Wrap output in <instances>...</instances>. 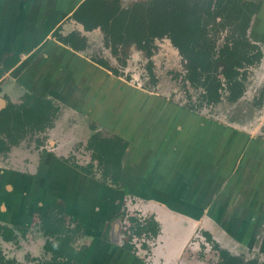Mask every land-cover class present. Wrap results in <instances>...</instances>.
Wrapping results in <instances>:
<instances>
[{"label": "crops", "instance_id": "1", "mask_svg": "<svg viewBox=\"0 0 264 264\" xmlns=\"http://www.w3.org/2000/svg\"><path fill=\"white\" fill-rule=\"evenodd\" d=\"M84 1L0 0V60L3 56L18 57L16 64L0 79V88L14 102L26 93L44 97L57 111L49 133L52 152H45L39 164L45 163L43 157H47L51 162L45 167L49 170L60 163L78 170L67 161L65 148L61 150L58 143L61 140L68 143L69 139L84 142L92 136L91 127L98 125L101 111L110 109L108 125L113 134L109 137H120L128 142L123 157V183L129 181L128 175H131V179L142 187L168 184L180 188L181 192L190 195V199H196L197 209L202 210L201 219L195 222L202 224L206 215H227L230 218L228 231L237 232L235 238L243 250H264V159L258 156L262 153L259 149L264 148L242 149L217 139L219 132L207 128L202 118L196 120L194 111L179 110L177 104L165 97L134 98L130 93L127 96L123 88L129 81L125 82L123 76L117 75V69L105 58L90 57L87 54L89 47L76 50L56 40L54 32L62 26L65 33L78 30L87 37L89 44L101 42L102 45L100 28L85 30L73 17ZM262 2L256 19L264 23V0ZM255 40L259 41V38L255 37ZM189 117L193 121L186 120ZM128 129L131 134L125 133ZM104 133L101 134L108 137ZM135 147L138 149L134 152ZM129 151L135 153L136 164L127 160ZM250 152L256 161L246 155ZM254 167L262 174L252 170ZM24 174L23 185L29 184L30 177H36ZM4 175V168L0 167V190L3 192L0 193V213L11 208V201L14 204L11 194L9 200L7 198V192L13 190L11 177ZM24 191L22 193L26 194ZM169 191L172 193V188ZM21 205L20 202L13 207L20 211L16 214L17 220L10 217L5 221L0 219V223L18 225L21 213L24 214ZM203 227L221 244L212 229ZM228 237L235 239L231 234ZM228 247L224 248L230 250Z\"/></svg>", "mask_w": 264, "mask_h": 264}, {"label": "rangeland", "instance_id": "2", "mask_svg": "<svg viewBox=\"0 0 264 264\" xmlns=\"http://www.w3.org/2000/svg\"><path fill=\"white\" fill-rule=\"evenodd\" d=\"M122 1L126 7L138 1L146 2V0ZM253 27V35L259 38L264 48V23L256 19ZM227 35L228 31L221 32L219 44L224 42ZM102 39V45L101 42H96V45L88 44L87 54L92 58H105L123 73L125 82L129 81L123 88L127 96L129 93L134 98L146 95L162 96L177 104L179 110L190 104L197 105L198 111L193 112L197 116L194 118L196 120L202 118L207 128H215L219 132L217 139L242 149L252 148L251 150L255 151L257 148H264V102L260 100V93L264 87V56L249 67V79L243 96L233 101L225 92L219 102L208 104L201 101L202 90L186 82L183 58L171 45H167L165 40L157 41L159 47L153 55L152 71L149 68V59L143 51L134 48L135 46L131 49L124 47L115 54L112 48L106 45L104 32ZM3 96L6 94L0 88V97ZM109 111L110 109L101 111L97 120L98 125L94 124L91 127L93 134L105 132L108 137L113 134L111 125H108ZM188 119L193 121L191 117L186 120ZM99 128L101 131H98ZM125 133L131 134V130L128 129ZM45 136L48 137L46 133L29 132L16 145L13 153H4L3 157L0 156V167L4 168V176L11 177L13 185V190L7 192L9 194L7 198L9 200L11 194L12 200L14 199V204L13 201L10 202L11 208L5 213H0L3 215L0 219L5 221L6 218L12 217L17 220L16 214L20 211H15L13 207L21 202L20 209H23L24 214L21 213L18 224L32 229L29 230L27 237H21L18 245L13 244L12 248L5 246L8 257L18 260L19 264H34L33 260L49 257L45 250H42L45 239H38L40 235L35 231H38L41 219L47 214L48 209L57 203L65 205L64 217L68 227L74 228L81 223L84 229L80 230L75 240L76 246L87 247L81 264H160L158 260H170L172 264H175L176 260L179 264H216L219 260L218 251L204 232L203 226L212 229L222 246H229L232 253L247 259L262 258L264 253L262 248L246 251L242 249V244L235 238L237 232L228 231L227 223H230V218L227 215L223 217L206 215L201 221L202 224L195 222L201 219L202 210L197 209L196 199H190V195L181 192L180 188L176 189L168 184H158L153 188H147V185L142 187L131 179V175H128L129 181L122 183L121 186L110 185L103 182L100 177L86 175L62 163L61 165L54 163L56 165L50 166L53 167L51 170L47 169L45 166L51 162L47 157H43L45 163L38 162L41 161V154L43 156L45 151L49 153L52 150L50 141L45 140ZM90 138L84 142L69 139L68 143H65L61 140L58 145L61 150L65 148L70 159L87 161L93 155L88 149ZM41 139H44L45 145L43 144L42 151H38L35 148L41 145ZM133 149L135 152L138 148ZM259 150L262 153L258 156L264 159V150L261 148ZM133 151L128 152L127 160L136 164L138 160ZM29 152L40 155L34 173L22 171L15 166L26 160L31 155ZM246 155L251 160L254 157L253 152ZM252 170L259 175L262 174L259 173V168L254 167ZM52 171H56L57 174L54 175ZM24 173L36 177L34 179L30 177L28 181L27 178L24 179L29 184L23 185L21 179L24 178ZM98 173L97 176H100V170ZM25 185L26 194H23L22 187ZM170 188L172 193L169 191ZM0 193L3 192L0 190ZM209 197L210 194L207 195V199ZM133 216L141 221L159 216L162 224L160 235L150 239L145 234L141 236L145 238L131 236ZM230 234L235 239L229 240ZM131 241L137 246L135 250L125 246ZM31 251H34V254Z\"/></svg>", "mask_w": 264, "mask_h": 264}, {"label": "flooded vegetation", "instance_id": "3", "mask_svg": "<svg viewBox=\"0 0 264 264\" xmlns=\"http://www.w3.org/2000/svg\"><path fill=\"white\" fill-rule=\"evenodd\" d=\"M118 2L122 10H133L134 11V14H135L134 23L139 24L140 18H142V22L144 21L141 15L147 16L146 17L147 20H145V22L146 24L149 23V27H150L151 20L154 17L152 15L151 10H154L155 8L156 0H146V2H143V3L138 1L130 7H126L122 3L123 2L122 0H118ZM218 2L219 0H180L176 4H178L177 6L182 11V13H185L188 15L191 22L198 20L201 22V24L205 25V31L210 40L207 38L208 42H204L205 39H203L201 43H209L210 45L214 46L213 48H214L215 56H219L223 52V49L225 48L233 49L235 48V46L240 44V47L244 46V49H242L241 51L247 53L248 55L247 54L246 55L249 58L253 59L252 61H244L242 66L235 67L239 71V74H237L236 77L243 81L242 92L236 97H233L235 94L234 88L233 89L230 88L227 83V78L224 73L226 71V66L223 63H221L220 60H217L216 61L217 68H218L217 75H218V78L222 81V87H219L218 89L219 98L217 100L210 101L208 99V97H210V95L208 94V89H207L208 85L206 86L205 84H203V82L206 79V75L205 74L194 75V71H193L194 68L192 67L194 60H192L189 56L181 52L179 46H177L174 43L172 37L168 33H165L162 36H158V35H149V32H148L147 33L148 34L147 44L149 48L144 49L141 46H139L138 43L136 42L113 43L111 36L107 35L106 32L101 27L98 26L95 28H100L101 31L104 32L105 41H106L105 43L107 46L112 48V51L115 54H118V52L121 51V49L124 47L131 49L132 47L135 46L134 48H137L141 52L143 51L149 59V68L152 71H153V65H154L153 55L159 47V43L157 41L165 40L167 42V45H171L173 49L176 51V53H178L183 58L185 71H186L185 73L186 82L202 90L201 91L202 103L211 104V103L219 102L222 99L223 94L225 92L226 94H228L229 99L234 101L240 98L241 96H243L244 93L246 92L247 81L249 79L248 77L249 67L259 62L264 56V48L262 45L263 43L259 42L258 40H255L254 39L255 36L253 35V28H254L253 26L256 21V15L259 14L262 8L263 2L262 0H241V4L243 3L241 6H244V8L246 7V9L248 7L247 5L246 6L244 5L246 3L252 2L259 6L257 11H254L248 16L247 18L248 26L247 28H245L244 32L239 27V25H241V23H243L242 21L244 20H242L241 18L240 19L234 18V15H231L227 9L220 8V6L218 5ZM167 3H171V0L170 2L168 0ZM143 8H148V12L142 10L143 12L142 13L141 9ZM172 8L173 7H171L170 9ZM246 11L248 15L249 10L247 9ZM80 23L84 26L82 22ZM85 30H90V29L85 28ZM222 31H228V35L225 37L224 42L222 44H219V37ZM54 36L56 40L62 42L63 44L67 46L68 45L71 46L73 49L79 50L81 48L83 50L84 49L86 50L88 48L89 40L87 39L85 35H83L78 30H75L70 33H65L62 26H60L59 28L55 30ZM61 38H67L68 42L63 41ZM245 41H247L248 44ZM143 42H144L143 44H145V41ZM14 58L15 57L12 55H10V57H5V56L2 57V59L0 60V73H1L0 79L5 75L7 71V66L11 63V61H13ZM197 71L202 72L203 71L202 67L198 65ZM116 74L123 76V73H121L120 70H117ZM27 95H36V94L26 93L17 102H14L8 94H6V96L0 97V122H1V116L3 112L6 109L10 108L12 105H14L15 107H22V106L28 105ZM38 97L50 105L48 106L47 121L46 122L44 121L43 124H36L35 122L28 123L26 119H24L26 122H24L22 129L19 132H17V135L15 133L16 138L14 137L11 138L7 136V133L5 131L0 132V156L1 157L4 156L3 155L4 153H11V152L13 153L14 150L16 149V145H18L20 141L25 136H27V134H29V132L30 133L31 132L46 133L48 137L46 138L45 136V140L47 139L48 141H50L49 133L51 129L53 128V124L57 116V111L51 101L41 96H38ZM260 100L262 103L264 102V87L262 88L261 93H260ZM192 105L193 104H190L189 106H186V108L194 112L198 111L197 105L195 106H192ZM97 134H100L101 136H103L101 133H95L91 136L89 143H88V149L93 152V155L91 156L90 160H87V161L74 160V159L72 160L68 156L66 159L76 169L80 170L86 175L100 177L103 182L108 183L110 185L121 186L123 183L122 182L123 181V161H122L121 179L115 180L111 175L104 174V171H105L104 167L102 166L101 162L97 158H95L94 149L91 147V140ZM40 141H41L40 142L41 145L35 148L38 151L40 150L42 151L45 145L44 139H41ZM29 153L31 155H29L26 160H24L20 164L18 163L15 164V166L22 171L34 173L35 168H36V162L39 160L40 155H38L37 153H32V152H29ZM41 157H42V154H41ZM99 170H100V176H97V174H99L98 173ZM57 205H60L63 208L62 217L65 221V217H64L65 216V206L63 203H57ZM131 221H132L131 236L133 237H141L143 234H145V236H147L148 239H150L151 237L154 238L160 235L162 224L160 223L161 220L159 221V218L157 216L149 218L148 220H145V221H141V219H139L138 217L133 216L131 218ZM151 226L154 228L155 231L151 229ZM65 228L68 230L65 234L68 236H71L72 238L70 242V246L73 247L77 252H80L82 254L81 258L78 261L71 260V263L81 264L83 261V258L85 257L87 247L86 246H81V247L76 246L75 240L80 230L83 231L84 229L82 228L81 223L75 225L74 228H70L67 226L66 222H65ZM29 230H32V229L24 225L18 224L14 226H9V225L0 223V264H19L17 262L18 260L8 257L5 246H9L10 248H12L13 244L18 245V243L21 242V237H24V236L27 237V235L30 232ZM204 232L207 234L208 238L211 241H213L214 243L213 246L214 248H216V251H218L219 260L216 264H220L222 261L221 260V249H225L229 251L231 254L243 258V262L245 264H252V263L264 264V254L261 256L262 258L253 257V258L247 259L242 255L234 254L232 253L233 251L231 252L229 249L224 248L216 239L213 238V236L208 231H204ZM35 233H39L40 236H38V239H43V238L45 239V242L42 244V250H45V252L49 255V257L33 260L34 264H58L57 262H60L62 264L63 261H69L67 260L68 258H64V257L60 258L61 260H55L54 253L49 248V246L51 243L56 242V238L55 236L47 233L46 229L43 226L42 219H41L40 226H38V231H35ZM141 238H145V237H141ZM133 242L131 241L125 244L126 248L135 250L137 246L134 244L135 242L134 243ZM31 248H33V250L36 252L33 246H31ZM34 251H31V253L34 254ZM245 253L246 252H244L243 254ZM158 262H160V264H172L173 263L170 260H158ZM175 264H179V261L176 260Z\"/></svg>", "mask_w": 264, "mask_h": 264}, {"label": "trees", "instance_id": "4", "mask_svg": "<svg viewBox=\"0 0 264 264\" xmlns=\"http://www.w3.org/2000/svg\"><path fill=\"white\" fill-rule=\"evenodd\" d=\"M167 1L156 0L155 8L151 10L154 17L151 20L150 27L149 23L146 24L147 16L144 15H141L144 19L143 22L140 18L139 24L134 23V11L122 10L118 0H85L74 12L73 17L82 22L86 29L101 27L107 35L111 36L113 43L136 42L144 49L149 48L147 44L148 32L149 35L158 36L168 33L174 43L179 46L181 52L194 60L196 64V66L194 63L192 65L194 75H206L203 84L208 85L207 89L210 95L208 99L210 101L219 98L218 89L222 87V81L217 75V60H220L226 66L224 73L229 87L235 90L233 97L238 96L242 92L243 81L236 77L239 71L235 67L242 66L244 61L253 60L247 56V53L241 51L244 46L240 47L239 44L233 49L225 48L219 56H215L214 46L209 43H201L203 39H205L204 42H208L207 38L209 39L205 31V25L198 20L191 22L188 15L182 13L177 6L176 3L180 0H171V3H167ZM242 4L241 0H219L218 2L220 8L227 9L231 15H234V18L244 20L239 25L244 32L248 26V16L257 11L259 6L252 2L244 4L248 6L247 15V9L241 6ZM171 7L173 8L170 9ZM142 10L148 12V8L141 9V12ZM61 39L68 42L67 38ZM143 41H145V44H143ZM245 42L247 43V41ZM17 61L18 57L16 56L7 66V69L15 65ZM198 65L202 67V72L197 71ZM27 103L28 105L22 107L12 105L3 112L0 132L5 131L7 136L16 138L17 132L22 129L24 122L43 124L44 121H47L49 104L36 95H27ZM91 147L94 149L95 158L104 167V174L111 175L115 180L121 179L122 161L128 142L120 137L109 138L97 134L91 140ZM62 213L63 208L56 204L43 216L42 221L47 233L56 238V242L51 243L49 246L54 253L55 260H61L60 258L64 257L68 258L69 261H63L62 264H72L71 260L78 261L82 254L70 246L72 238L65 234L68 230L65 228ZM151 229L155 231L152 226ZM221 260L220 264H245L243 258L235 256L225 249H221ZM57 263L61 264L60 262Z\"/></svg>", "mask_w": 264, "mask_h": 264}]
</instances>
